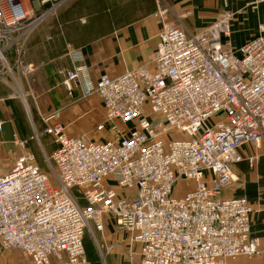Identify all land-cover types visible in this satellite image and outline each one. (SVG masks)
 <instances>
[{"label":"built area","instance_id":"1","mask_svg":"<svg viewBox=\"0 0 264 264\" xmlns=\"http://www.w3.org/2000/svg\"><path fill=\"white\" fill-rule=\"evenodd\" d=\"M67 1L0 0V84L13 98L26 102L29 38ZM233 17L221 15L197 34L181 21L165 25L156 72L144 80L127 72L93 82L82 52L71 51L74 68L63 85L70 95L80 88L81 99L99 96L105 121L96 129L112 138L70 136L60 111L46 117L43 135L55 145L46 161L59 187L31 151L0 173V250H18L32 264H86L91 233L103 263L124 244L140 264H228L259 255L253 207L222 195L235 181L230 166L241 161L239 149L264 138V26L239 56L222 41ZM108 222L126 234L123 243L100 245Z\"/></svg>","mask_w":264,"mask_h":264},{"label":"crops","instance_id":"2","mask_svg":"<svg viewBox=\"0 0 264 264\" xmlns=\"http://www.w3.org/2000/svg\"><path fill=\"white\" fill-rule=\"evenodd\" d=\"M229 12L234 14L231 36L222 37V41H230L240 56V48L258 36L260 26H264V3L255 6L253 0H68L27 42L23 65L30 67L31 72L21 78L26 102L14 99L10 90L0 84V173H8L25 151L38 155L43 141L34 139L35 135L43 134L44 119L55 111H60L59 122L70 136H86L93 141L112 138L110 130L96 129L105 121L99 96L81 99L80 88L70 95L63 85V73L74 68L71 51L82 52L93 82L104 75L114 78L127 72L144 80L156 72L157 44L165 25L181 21L189 33L197 34ZM19 140L28 141L26 148L18 144ZM238 153L241 161L230 166L235 181L222 195L246 198L253 207L251 236L260 254L232 259L228 264H264V138L258 145H243ZM252 158L254 162L250 163ZM97 237L100 245L126 240V234L112 222ZM123 248L107 254L104 263L97 248L101 264H140L138 257H128L125 244ZM96 256L95 252H86V264L97 263L93 261ZM0 264L32 262L18 250L1 249Z\"/></svg>","mask_w":264,"mask_h":264},{"label":"rangeland","instance_id":"3","mask_svg":"<svg viewBox=\"0 0 264 264\" xmlns=\"http://www.w3.org/2000/svg\"><path fill=\"white\" fill-rule=\"evenodd\" d=\"M10 93L13 94L12 91H10ZM23 94H25V99H26L27 98L26 97V93L23 92ZM14 99H17V100H20V102H23V100L20 99L19 97H17V98L15 97ZM42 135L43 134L40 133L38 136H39V140L41 142L43 141L42 145H43L44 150L41 149V150L38 151L39 153L36 156L37 163L43 168V170L45 172H47L48 177H49V181L51 183V186L53 188H58L59 187V183L57 182L56 178L52 174V169L50 168V164L46 161V158H50L51 152L54 150V147H55V145L53 144V138L50 137V136H47V138L43 139L44 138L43 136H45V135H43V136ZM170 137H171L172 140H178L179 139L178 136L176 135V133H172L170 135ZM184 137L185 138H189V136H187V135H184ZM34 139H36V137ZM44 142H46V143L49 142V143L46 144ZM48 144L50 145L49 148L47 147ZM194 185H195V183H192V186H194ZM85 246H86V252L87 253H88V248H90V246H92L93 252H95V254H97L98 258L100 259L99 255H98L99 253L97 251L96 243L94 241V237H93V235L91 233H88L86 235Z\"/></svg>","mask_w":264,"mask_h":264},{"label":"trees","instance_id":"4","mask_svg":"<svg viewBox=\"0 0 264 264\" xmlns=\"http://www.w3.org/2000/svg\"><path fill=\"white\" fill-rule=\"evenodd\" d=\"M74 194H76V192H74ZM88 252H93L92 246H90V248H88ZM93 261H97V263H95V264H101L100 259L98 258V256L94 257Z\"/></svg>","mask_w":264,"mask_h":264}]
</instances>
